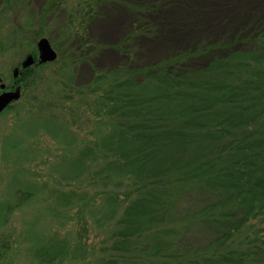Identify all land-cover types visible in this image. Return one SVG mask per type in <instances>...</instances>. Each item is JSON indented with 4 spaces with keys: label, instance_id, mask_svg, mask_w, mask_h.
I'll return each mask as SVG.
<instances>
[{
    "label": "trees",
    "instance_id": "16d2710c",
    "mask_svg": "<svg viewBox=\"0 0 264 264\" xmlns=\"http://www.w3.org/2000/svg\"><path fill=\"white\" fill-rule=\"evenodd\" d=\"M152 10L146 5L144 14ZM47 14L41 22L33 17L39 36ZM12 36L0 43L1 55L20 38ZM225 38L151 66L96 75L97 130L89 143L77 144L61 113L25 112L30 123L41 117L25 134L43 133L62 147L49 171L69 188L19 178L0 213L1 226L13 209L44 196L56 230L33 235L32 264L82 258L81 240L59 231L81 215L105 233L94 264H264V20ZM32 66L21 70L19 84ZM75 67L64 63L58 77L73 85ZM20 142L14 138L13 148ZM12 251L11 237L0 234V264Z\"/></svg>",
    "mask_w": 264,
    "mask_h": 264
},
{
    "label": "rangeland",
    "instance_id": "374dc122",
    "mask_svg": "<svg viewBox=\"0 0 264 264\" xmlns=\"http://www.w3.org/2000/svg\"><path fill=\"white\" fill-rule=\"evenodd\" d=\"M96 2L95 12L88 11ZM146 5L153 6L149 15L144 14ZM47 12L39 36L35 29L41 23L33 17L44 21L42 15ZM262 20L264 0H0L1 45L13 42L12 30L20 34L15 47L0 54V84H13L14 68L33 51L38 55L36 43L41 37L49 40L58 55L41 68L32 66L30 78L19 84L24 90L14 109L0 116V213L13 202L12 194L23 182L19 178L69 189L56 184L49 171L64 155L62 147L43 133L25 134L34 127L32 121L41 118L30 123L22 118L25 112L26 116L61 113L78 135L77 144L89 143L97 130L91 109L96 75L151 66L208 39L233 38ZM64 63L76 64L71 86L57 75ZM14 138L22 140L16 148ZM40 196L13 209L0 226V234L13 242L12 254L2 264H32L27 251L33 235L56 230ZM59 231L61 236L71 231L74 240H81L82 255L61 264H94L103 256L105 233L93 229L88 217L78 216Z\"/></svg>",
    "mask_w": 264,
    "mask_h": 264
},
{
    "label": "water",
    "instance_id": "95a60500",
    "mask_svg": "<svg viewBox=\"0 0 264 264\" xmlns=\"http://www.w3.org/2000/svg\"><path fill=\"white\" fill-rule=\"evenodd\" d=\"M37 62L38 64H46L54 62L57 59V52L52 47L49 40L45 37H41L38 39L37 43ZM36 62L35 58L32 54L28 55L24 61H22V68H28L32 66ZM19 69L13 70V76H17V71ZM1 81V78H0ZM5 85L3 83L0 84V89H4ZM21 97V89L17 87L15 90L11 91H3L0 93V113L3 112L13 101L19 100Z\"/></svg>",
    "mask_w": 264,
    "mask_h": 264
},
{
    "label": "flooded vegetation",
    "instance_id": "af4514ba",
    "mask_svg": "<svg viewBox=\"0 0 264 264\" xmlns=\"http://www.w3.org/2000/svg\"><path fill=\"white\" fill-rule=\"evenodd\" d=\"M33 55V54H32ZM38 56V55H37ZM33 57L35 58V60L37 61V57H35L34 55H33ZM34 64H36V62L34 63ZM14 69H19L18 71H17V76L16 77H14L13 76V78L15 79L14 80V82H13V84L11 85V86H9V87H7V85H5V88L4 89H1V92H3V91H11V90H15L17 87H20V89H21V94H22V87H21V85H19V82H17L16 80H17V78L22 74V72H21V70L23 69L22 68V62H21V64L19 65V66H16ZM26 69V68H25ZM18 101V100H17ZM14 102H16V101H14ZM11 104H13V102L11 103Z\"/></svg>",
    "mask_w": 264,
    "mask_h": 264
}]
</instances>
